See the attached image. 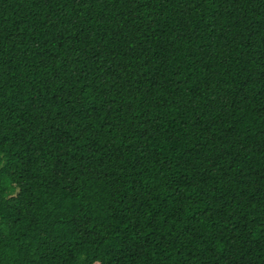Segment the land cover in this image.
<instances>
[{
	"label": "trees",
	"instance_id": "obj_1",
	"mask_svg": "<svg viewBox=\"0 0 264 264\" xmlns=\"http://www.w3.org/2000/svg\"><path fill=\"white\" fill-rule=\"evenodd\" d=\"M0 264H264V0H0Z\"/></svg>",
	"mask_w": 264,
	"mask_h": 264
}]
</instances>
